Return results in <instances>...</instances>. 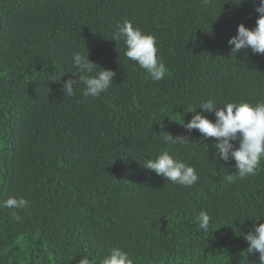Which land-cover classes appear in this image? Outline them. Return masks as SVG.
<instances>
[{
	"label": "trees",
	"instance_id": "1",
	"mask_svg": "<svg viewBox=\"0 0 264 264\" xmlns=\"http://www.w3.org/2000/svg\"><path fill=\"white\" fill-rule=\"evenodd\" d=\"M257 4L0 0V264H79L83 254L101 264L115 247L135 264H259L244 235L264 223V160L230 183L235 162H219L215 138L184 127L210 98L218 107L264 99V55L231 53L228 43L241 23L256 26ZM125 20L157 38L162 80L114 40ZM77 51L96 71L116 72L99 97L83 96ZM69 78L78 81L71 97ZM164 132L189 142L166 144ZM163 151L195 167L197 183L144 166ZM10 196L28 206L3 207Z\"/></svg>",
	"mask_w": 264,
	"mask_h": 264
},
{
	"label": "clouds",
	"instance_id": "2",
	"mask_svg": "<svg viewBox=\"0 0 264 264\" xmlns=\"http://www.w3.org/2000/svg\"><path fill=\"white\" fill-rule=\"evenodd\" d=\"M258 13L256 26L246 27L243 23L238 26L237 35L229 41L231 53L239 54L243 50L250 49L254 55H264V0H258L255 8ZM123 39L126 46L124 55L131 61H135L140 68L147 71L154 81L162 80L167 72V68L162 58L158 55V42L153 34L144 33L139 27H135L129 20L118 25V32L114 40ZM87 52L73 53V66L79 71V82L85 85L83 96L85 99L99 97L106 92L114 81L116 72L111 69L100 67L96 71L97 65L88 59ZM95 73V74H93ZM63 77V76H62ZM78 81L69 78L62 83V91L65 96L76 95ZM203 113L194 114L190 121L184 124L189 133L198 131L204 142L208 138L214 139V147L217 150L218 161H234L236 174H229L225 177L228 182H232L235 175L245 178L255 175L261 161L264 160V99L248 102H226L218 107L214 99L210 98L200 105ZM214 112L215 120L209 119L206 113ZM163 136L166 144L189 142L187 137L173 136L171 133ZM237 142V143H234ZM206 144V143H205ZM207 150H208V145ZM146 168L157 175L175 184L185 187L192 186L199 180V175L195 167L176 158L169 151H163L154 160H147L144 164ZM3 207L9 209H23L28 206V201L24 198L10 196L3 201ZM13 216L19 220L20 217L13 212ZM198 227L205 232L210 229L212 216L207 211H200L198 217ZM245 240L248 242L246 249L248 254L259 253V264H264V223L254 225L252 229L245 233ZM79 264H95L93 258L87 254L79 260ZM101 264H135L129 253L119 247L110 249L109 254L101 260Z\"/></svg>",
	"mask_w": 264,
	"mask_h": 264
}]
</instances>
